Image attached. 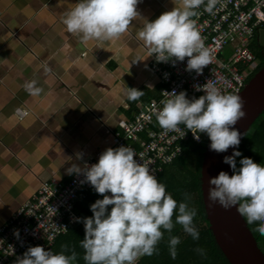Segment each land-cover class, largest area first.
Wrapping results in <instances>:
<instances>
[{
	"label": "clouds",
	"instance_id": "clouds-1",
	"mask_svg": "<svg viewBox=\"0 0 264 264\" xmlns=\"http://www.w3.org/2000/svg\"><path fill=\"white\" fill-rule=\"evenodd\" d=\"M139 2L78 0L63 13L60 22L82 44L117 41L128 32L130 24L141 17L137 11ZM217 2L207 0L204 10L211 13ZM204 3L205 0H182V7L166 11L151 22L145 19L137 35L149 56L155 54L158 62L171 60L173 66L187 57L186 71L202 74L212 57L192 17L198 15L196 10ZM138 61L141 60L133 63ZM44 72L48 74L51 69L44 66ZM23 87L33 97L43 92L36 80L25 81ZM201 90L205 94L191 100L185 91L163 92L162 108L155 110L158 124L169 131H179V125L184 124L197 141L200 133H206L211 141L210 150L217 153L226 152L230 147L238 148L241 133L234 126L246 116L245 102L238 90L224 93L210 81L197 87V91ZM143 94L135 88L126 89L129 100H137ZM23 114L28 115L26 111ZM136 155L130 146L109 147L100 154L97 163L86 164L83 169L73 164L67 169L68 174H83L84 182L103 196L90 205L91 217L77 218V222L84 224L85 234L80 244L86 264H136L140 257L153 255L164 231L172 232L174 215L175 224L181 225L194 240L199 239L193 222L197 210L186 202L178 203L150 170V163H139L134 159ZM240 156V151H234L224 157L223 162L230 165L232 175L220 171L209 179L208 206L219 204L228 210L238 205L240 216L246 218L249 225L259 222L256 231L264 235V165L244 157L238 168L236 157ZM185 199L190 197L185 194ZM109 206H112L110 211ZM179 243V237H169L173 258ZM66 253L67 246L53 253L37 245L29 247L15 264H74L76 252Z\"/></svg>",
	"mask_w": 264,
	"mask_h": 264
},
{
	"label": "crops",
	"instance_id": "crops-1",
	"mask_svg": "<svg viewBox=\"0 0 264 264\" xmlns=\"http://www.w3.org/2000/svg\"><path fill=\"white\" fill-rule=\"evenodd\" d=\"M77 2L0 0V228L42 181L66 184L75 174L68 168L83 169L111 147L121 124L160 95L137 34L182 0H140L141 17L120 40L86 45L60 22ZM31 80L40 96L24 90ZM127 87L144 94L129 100Z\"/></svg>",
	"mask_w": 264,
	"mask_h": 264
},
{
	"label": "built area",
	"instance_id": "built-area-1",
	"mask_svg": "<svg viewBox=\"0 0 264 264\" xmlns=\"http://www.w3.org/2000/svg\"><path fill=\"white\" fill-rule=\"evenodd\" d=\"M206 5L207 0L192 19L211 54V63L198 75L186 71L187 57L173 66L171 60L158 62L153 54L151 69L159 78L160 95L146 108L136 111L131 120L123 122L120 131L113 135L111 148L130 146L137 154L134 159L150 163L156 178L164 166L183 156L185 145L189 142L206 145L208 137L200 133L197 141L184 124L179 125V131L161 128L155 110L162 108L160 102L165 99L162 93L185 91L188 99H198L205 93L197 91V87L210 81L224 93L238 90L241 95L259 71L252 45L264 30V0H218L211 13L204 10ZM101 153L88 166L97 163ZM84 181L83 174L72 175L66 184L53 178L42 181L32 199L0 228V264H15L33 246L52 251L60 236L77 226L84 227L82 221L77 222L81 218L78 204L95 191ZM109 207L111 210L112 206Z\"/></svg>",
	"mask_w": 264,
	"mask_h": 264
},
{
	"label": "trees",
	"instance_id": "trees-1",
	"mask_svg": "<svg viewBox=\"0 0 264 264\" xmlns=\"http://www.w3.org/2000/svg\"><path fill=\"white\" fill-rule=\"evenodd\" d=\"M260 35L252 45L258 60L261 58V52L258 51V46L261 45ZM263 68L264 64L258 73ZM205 147L203 144L189 142L184 146L183 156L164 166L157 177L158 181L166 186L167 192L178 203L186 202L189 204V207H194L197 210V215L193 222L199 231V239L194 240L183 231L181 225L175 224L174 215L173 222L175 226L172 232L169 233L162 230L164 231V237L158 243L157 251L151 256L140 257L136 264H231L223 251L215 243L204 207L201 189V166ZM240 152L242 156L236 157L238 168L240 167L239 161L244 157H249L254 162L264 165V114L253 124ZM185 194L190 199L186 200ZM97 199H102L101 195L93 191L87 199L78 204L81 218L91 217L93 215L90 211V205ZM244 219L246 221V218ZM247 226L264 253V235L256 231L259 222L251 225L247 223ZM84 234L83 226L72 228L68 234L60 236L55 241L52 252L59 253L67 246L66 254L70 255L72 251H75L77 254V260L74 264H86L83 259L84 249L80 244L84 238ZM170 236H177L180 239V243L176 246L175 258L171 256L169 251ZM198 249H201L202 252L198 251Z\"/></svg>",
	"mask_w": 264,
	"mask_h": 264
},
{
	"label": "water",
	"instance_id": "water-1",
	"mask_svg": "<svg viewBox=\"0 0 264 264\" xmlns=\"http://www.w3.org/2000/svg\"><path fill=\"white\" fill-rule=\"evenodd\" d=\"M244 100L246 116L234 126L241 133L238 148L230 147L226 152L217 153L210 150L207 138L201 166V189L207 219L216 245L223 251L231 264H264V253L249 230L244 217L237 212V206L225 210L219 204L209 207V179L220 171L232 175L230 165L223 162L225 156L240 151L248 137L253 124L264 114V68L248 84L240 95Z\"/></svg>",
	"mask_w": 264,
	"mask_h": 264
},
{
	"label": "flooded vegetation",
	"instance_id": "flooded-vegetation-1",
	"mask_svg": "<svg viewBox=\"0 0 264 264\" xmlns=\"http://www.w3.org/2000/svg\"><path fill=\"white\" fill-rule=\"evenodd\" d=\"M262 45L264 44L258 46V51L261 52V58L258 60L259 69L263 67L264 64V47Z\"/></svg>",
	"mask_w": 264,
	"mask_h": 264
},
{
	"label": "rangeland",
	"instance_id": "rangeland-1",
	"mask_svg": "<svg viewBox=\"0 0 264 264\" xmlns=\"http://www.w3.org/2000/svg\"><path fill=\"white\" fill-rule=\"evenodd\" d=\"M260 41H261V44H264V30L262 31L261 35H260ZM264 46V45H262ZM242 153H243V150H242Z\"/></svg>",
	"mask_w": 264,
	"mask_h": 264
}]
</instances>
